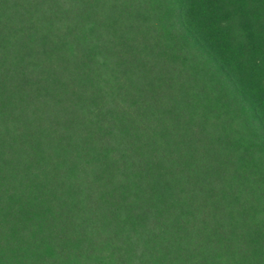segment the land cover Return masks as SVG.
Wrapping results in <instances>:
<instances>
[{"label":"trees","instance_id":"obj_1","mask_svg":"<svg viewBox=\"0 0 264 264\" xmlns=\"http://www.w3.org/2000/svg\"><path fill=\"white\" fill-rule=\"evenodd\" d=\"M0 264H264V0H0Z\"/></svg>","mask_w":264,"mask_h":264}]
</instances>
